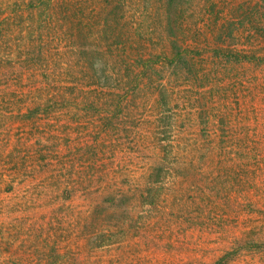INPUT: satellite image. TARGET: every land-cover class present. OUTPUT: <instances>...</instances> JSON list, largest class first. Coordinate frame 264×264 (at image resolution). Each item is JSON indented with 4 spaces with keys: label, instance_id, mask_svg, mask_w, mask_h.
<instances>
[{
    "label": "trees",
    "instance_id": "1",
    "mask_svg": "<svg viewBox=\"0 0 264 264\" xmlns=\"http://www.w3.org/2000/svg\"><path fill=\"white\" fill-rule=\"evenodd\" d=\"M79 1L0 0V97L5 111L16 107L12 120L0 124V193L26 182L55 185L56 199L46 207L66 228L75 224L78 194L98 197L84 225L96 224L103 212L125 221L139 206L151 214L180 194L213 204L197 219L206 215L225 232L228 225L215 217L264 218V146L251 132L258 108L245 97L263 83L251 90L238 77L264 67V0H158V47L133 39L117 0H102L95 12L113 20L86 26L74 18L85 0ZM196 4L201 21L187 13ZM55 10L63 20H51ZM91 27L96 42L87 50L72 45L80 66L63 79L43 58L54 42L81 38ZM180 102L188 104L185 110L177 108ZM259 234L241 230L214 264L264 250ZM93 235L90 242L98 239Z\"/></svg>",
    "mask_w": 264,
    "mask_h": 264
},
{
    "label": "rangeland",
    "instance_id": "2",
    "mask_svg": "<svg viewBox=\"0 0 264 264\" xmlns=\"http://www.w3.org/2000/svg\"><path fill=\"white\" fill-rule=\"evenodd\" d=\"M118 1L120 20H125L133 28V39H151L149 44L158 47V25L160 20H163L160 2ZM261 2L264 4V1ZM101 7L102 0H85L80 7L81 13L74 18L83 20L82 24L86 26L96 20H103L105 16L109 17L105 13H101L102 16L95 13ZM193 9L194 12H187L190 19L195 13L196 19L193 20H203L201 6L196 4ZM56 12L57 10L53 12L51 20H63V15ZM223 14L221 13L222 16ZM40 18L49 20L44 14ZM110 18L113 20L112 17L107 20ZM64 20L69 18L65 17ZM95 27L84 29L81 38H67L58 44L54 42L43 58L44 62H48L49 68L52 67L55 72L62 73L63 79H67L70 76L68 73L78 69L81 62L78 51L72 45H84L86 50L93 46L97 37ZM64 37L63 34L62 38ZM262 44L264 45V40ZM246 71L245 77L241 73L238 75L243 86L252 90L254 84L263 83V86L260 85L251 93H245V97L254 101L258 108V115L252 117L254 130L251 132L255 142L264 146V67H253ZM2 84L3 81L0 80V86ZM184 97L185 95L182 96ZM180 103L177 108L184 109L188 106L186 103ZM5 107L0 97V124L2 120L10 122L15 115L16 107H13L14 113H11V109L5 111ZM183 123L186 127L187 121L183 120ZM7 179L10 183L11 180L14 183L18 180L9 176ZM51 185L40 181L26 182L17 186L15 192L12 190L11 193H0V264H214L232 246L233 240L241 230L254 229L260 232L259 237H264V218L260 215L234 218L228 214L222 217V220L215 217L213 222H219L224 228L228 225L229 229L225 232L217 225H209V221L203 218L206 215L197 219L198 212L205 213L210 202L194 204L181 194L160 203L161 208L151 214L141 212L139 206L140 209L135 210L132 217H126L125 221L118 213H100L96 217V224L93 225H84L85 214L97 203L98 197L92 196L91 199L78 194L72 208L75 224L66 228L65 225H58V219L61 217L57 212H50L46 207L56 199V194L50 191ZM8 186L6 185V188ZM54 188L55 185H52L51 189ZM261 189L260 196L264 198V182ZM147 215H150L152 223L144 228L142 221ZM168 224L170 227H167ZM93 232H97L98 239L90 242L95 236ZM103 235L107 239H102ZM98 244L103 245L97 246ZM53 245H59V249L52 251ZM226 264H264V250L244 251Z\"/></svg>",
    "mask_w": 264,
    "mask_h": 264
}]
</instances>
